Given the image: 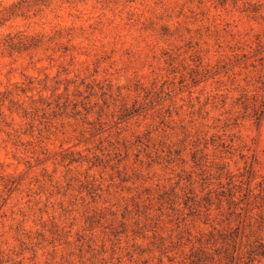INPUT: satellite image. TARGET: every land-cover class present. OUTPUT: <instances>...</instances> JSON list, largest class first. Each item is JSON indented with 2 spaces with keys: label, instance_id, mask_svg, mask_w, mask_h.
Segmentation results:
<instances>
[{
  "label": "rangeland",
  "instance_id": "1",
  "mask_svg": "<svg viewBox=\"0 0 264 264\" xmlns=\"http://www.w3.org/2000/svg\"><path fill=\"white\" fill-rule=\"evenodd\" d=\"M0 264H264V0H0Z\"/></svg>",
  "mask_w": 264,
  "mask_h": 264
}]
</instances>
